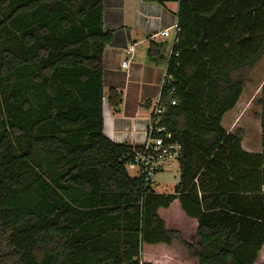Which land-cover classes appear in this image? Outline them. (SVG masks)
Listing matches in <instances>:
<instances>
[{
    "label": "trees",
    "instance_id": "trees-1",
    "mask_svg": "<svg viewBox=\"0 0 264 264\" xmlns=\"http://www.w3.org/2000/svg\"><path fill=\"white\" fill-rule=\"evenodd\" d=\"M145 1L179 2L166 194L104 132L105 0H0V264H264V100L261 152L222 125L264 56V0Z\"/></svg>",
    "mask_w": 264,
    "mask_h": 264
},
{
    "label": "crops",
    "instance_id": "crops-1",
    "mask_svg": "<svg viewBox=\"0 0 264 264\" xmlns=\"http://www.w3.org/2000/svg\"><path fill=\"white\" fill-rule=\"evenodd\" d=\"M178 12V1H168L160 4L145 0H105L104 26L106 29L115 32L114 41L106 46L103 54L104 132L110 140L116 143L134 145L144 142L143 125L150 115L154 102V86L157 87L155 81L159 78V68L154 66L155 57L157 55L162 56L160 48H165L163 43L167 45L169 43L168 38L171 37V35L161 36L157 33L168 28L170 33L173 32L170 48L161 57L167 63L172 52L175 33L173 26L178 24ZM130 44L135 45V58L129 62L126 68L121 66L122 71L126 70L125 73L121 74L112 68L108 57L111 53L114 54L117 48H121L120 50L125 53L126 46ZM142 45L144 48L140 52L139 48ZM143 54L144 57L142 58L144 60L135 62V59ZM262 59L250 71L247 80H260V76L256 80L252 77H256L254 74L255 69ZM106 80L109 86L106 85ZM106 86L108 89L115 88L121 93L122 102L119 106L112 107L109 104L105 92ZM246 90L247 81L235 107L226 114L235 110ZM223 119L222 125L225 127ZM229 132H232V130H229ZM246 151L255 152L250 149H246Z\"/></svg>",
    "mask_w": 264,
    "mask_h": 264
},
{
    "label": "rangeland",
    "instance_id": "rangeland-1",
    "mask_svg": "<svg viewBox=\"0 0 264 264\" xmlns=\"http://www.w3.org/2000/svg\"><path fill=\"white\" fill-rule=\"evenodd\" d=\"M173 32H171V37L168 38L169 43L166 45V43H163L165 45V48H160L161 55L163 56L170 48V43L172 40ZM143 45L139 48V51L141 52L143 49ZM121 48H117L114 51V54H110L108 57L109 64H112V68L115 69L117 72H120L121 74L125 73L126 70L122 71L121 69V62L123 59H125L127 56L123 52V50H120ZM142 54V53H141ZM162 56H156L155 57V63L154 66L159 68V78L157 81H155L154 86V103L157 102L159 95H160V87L162 84V80L165 75L166 70V63L164 59H161ZM144 54L141 56H138L135 59V62H142L144 60ZM135 58V56H134ZM133 58V59H134ZM135 64V63H134ZM111 68V69H112ZM255 76L252 77L258 79L260 76V80H247V90L245 94L243 95L242 99L239 102V105L235 108L234 111L231 113H228L225 115L223 119L224 128L229 132V130H232V132H236L238 129H243L244 135L242 137V147L250 150H254L255 152L262 150V128H261V119H260V113L262 111V102L264 100V57L262 61L258 64V66L255 69ZM248 78V76H247ZM249 79V78H248ZM107 81V80H106ZM108 85V81L107 84ZM109 86V85H108ZM159 88V89H158ZM105 92L108 95L109 89L105 88ZM44 153V156L47 159H51L52 156ZM129 172L132 176H137V169L131 168L128 166ZM180 179V168L178 163H174L173 167L166 168L163 171H160L156 177L155 182L153 184V188L158 193H173L175 186L179 182ZM261 257L264 259V247L261 251ZM165 261H168L169 259L167 257L164 258Z\"/></svg>",
    "mask_w": 264,
    "mask_h": 264
},
{
    "label": "built area",
    "instance_id": "built-area-1",
    "mask_svg": "<svg viewBox=\"0 0 264 264\" xmlns=\"http://www.w3.org/2000/svg\"><path fill=\"white\" fill-rule=\"evenodd\" d=\"M175 33L173 36V45L178 41L177 33L179 31L178 24L173 26ZM161 36H170V29L160 31ZM126 58L122 61L121 66L126 68L129 62L134 58L135 45L130 44L125 48ZM171 54L169 55V58ZM178 56V53H176ZM166 63L165 75L162 80L160 95L156 103L151 107V112L143 125L144 142L136 148L133 145V161L128 165L137 169V176L141 177L146 184L153 186L156 175L166 168L173 167L174 163L179 164L185 154L184 144L175 139L173 133L164 124V114L167 110L166 98L162 96V90L165 86H169L173 82L171 75L167 73ZM176 88L172 86L168 91V103L176 105L177 99L174 97Z\"/></svg>",
    "mask_w": 264,
    "mask_h": 264
}]
</instances>
